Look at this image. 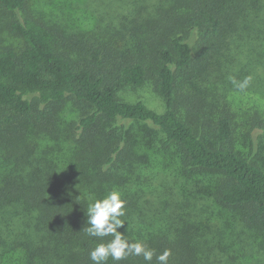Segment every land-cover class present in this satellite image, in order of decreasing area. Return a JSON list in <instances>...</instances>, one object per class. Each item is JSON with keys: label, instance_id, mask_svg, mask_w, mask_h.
<instances>
[{"label": "trees", "instance_id": "16d2710c", "mask_svg": "<svg viewBox=\"0 0 264 264\" xmlns=\"http://www.w3.org/2000/svg\"><path fill=\"white\" fill-rule=\"evenodd\" d=\"M77 2L60 11L63 20L77 13ZM86 6L92 9L71 25L35 18L28 0H0V11L11 16L4 32L20 45L0 43V264H94L90 252L113 236L87 233V209L111 191L125 202L117 231L153 257L109 256L103 264H161L157 257L166 250L167 264L210 263L204 225L176 216L175 197L195 204L206 196L222 210L239 209L244 227L263 237L264 168L237 150L231 116L214 113V105L209 110L190 88L229 76L264 99V0ZM252 80H261V88ZM145 84L159 96L162 112L117 96ZM71 101L81 115L63 125L61 111ZM252 121L264 130L262 113ZM244 129L251 141L254 128ZM151 139L161 145L151 146ZM210 215L217 219L213 210ZM214 252L221 259L215 264L229 255L220 247Z\"/></svg>", "mask_w": 264, "mask_h": 264}, {"label": "rangeland", "instance_id": "374dc122", "mask_svg": "<svg viewBox=\"0 0 264 264\" xmlns=\"http://www.w3.org/2000/svg\"><path fill=\"white\" fill-rule=\"evenodd\" d=\"M76 0H28V6L30 11L35 18L45 19V20H55L57 22H68L63 20L59 15L60 11H63L64 14L73 8V4ZM96 0H78L75 4V9L77 13L71 14L69 22L71 25L78 23V18L81 19L83 15L89 9H92L87 4L93 5ZM11 18L10 15L5 16L3 12L0 11V43H3L4 40L12 42L14 46H20L19 40L13 38L12 36H7L4 32L5 23ZM68 22V23H69ZM77 30L82 31L83 26L81 24L75 25ZM225 81H222L219 77H210L204 81H197L193 88H190L191 93L196 94L197 97L200 96L201 100H206L205 103L208 106V109H214L211 105L216 106L214 112L216 114H223L224 111L228 113L234 123L236 130L235 135V145L237 150H240L245 155H248L259 162V164L264 168V130L255 123L253 117L257 113H262L264 116V99L252 94L251 87L248 82L244 83L239 79L233 80L232 77H223ZM252 82H254L252 80ZM259 85L261 88V80L254 82ZM195 90L197 92L195 93ZM117 96L120 100L125 102H143L148 108L156 111H163V104L159 96L153 91V88L150 84H145L140 87H125L122 90L118 91ZM60 112V111H59ZM81 115V108L78 107L74 102L67 103L61 111L60 123H72L78 119ZM64 125V124H63ZM247 126H252L254 130L251 131L253 139L248 141L245 136L247 129H244ZM210 133L209 128L207 129ZM158 136V137H157ZM156 138L163 141L161 135H157ZM255 139V140H254ZM160 141V142H161ZM255 141V143H253ZM150 145L157 148L161 143H158L156 139H151L149 141ZM169 155L172 156L173 162H178L177 159L179 153L176 150L170 148ZM143 150L141 151L142 154ZM168 155V157H169ZM150 161V160H149ZM175 168H179V164H174ZM200 177V176H199ZM205 183L210 186L213 184V180L206 177H202ZM176 202L178 207L181 210H177L175 215L179 218L183 215H186V225L194 224L196 227L202 223L204 225V232L206 231L207 237L210 238V248L211 252L209 253V262L207 264H215L214 261L221 260L218 259L216 253L214 252L216 248L226 250L229 252V255L226 257L229 264H264V236L261 237L263 233L259 229H248L245 228L244 224L241 222V210L232 212L229 209L222 210V207L215 206L212 204L206 196L199 197V195L194 199V203H191L192 199H185L184 197H175L172 198ZM208 204V205H207ZM208 206L216 215L217 219H212ZM207 207L203 212L200 209ZM175 209V208H174ZM208 213V221L202 222ZM224 216H227L229 219L228 222L230 225L225 226L224 221H221V213ZM234 214L237 217V220L231 218V215ZM195 217V222H192L191 218ZM174 217V216H173ZM224 226V227H221ZM230 228V229H229ZM206 237V238H207ZM218 242L222 246H218ZM225 261V262H226ZM217 262V261H216ZM223 262V261H218ZM223 262L222 264H225Z\"/></svg>", "mask_w": 264, "mask_h": 264}, {"label": "clouds", "instance_id": "9594fccd", "mask_svg": "<svg viewBox=\"0 0 264 264\" xmlns=\"http://www.w3.org/2000/svg\"><path fill=\"white\" fill-rule=\"evenodd\" d=\"M118 191H111L103 199H97L92 202L88 209V224L86 229L90 236L105 237L113 236V239L107 244H99L90 252V258L94 264H103L109 256L113 260L119 261L129 254L143 255L146 261H151L153 251L149 250L141 243L129 244L123 235L117 229L124 226V221L120 217L124 216V201L120 198ZM169 252L166 250L157 257L161 264H167Z\"/></svg>", "mask_w": 264, "mask_h": 264}]
</instances>
